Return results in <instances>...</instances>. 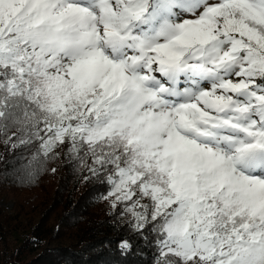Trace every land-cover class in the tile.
<instances>
[{
  "label": "snow or ice",
  "instance_id": "6c2138e0",
  "mask_svg": "<svg viewBox=\"0 0 264 264\" xmlns=\"http://www.w3.org/2000/svg\"><path fill=\"white\" fill-rule=\"evenodd\" d=\"M11 128L90 156L152 264H264V0H0Z\"/></svg>",
  "mask_w": 264,
  "mask_h": 264
},
{
  "label": "trees",
  "instance_id": "16d2710c",
  "mask_svg": "<svg viewBox=\"0 0 264 264\" xmlns=\"http://www.w3.org/2000/svg\"><path fill=\"white\" fill-rule=\"evenodd\" d=\"M13 132L0 129V202H11L0 205V264H152L147 228L134 231L125 204L112 206L107 174L89 171L90 156L64 145L33 160L31 146L12 147Z\"/></svg>",
  "mask_w": 264,
  "mask_h": 264
},
{
  "label": "rangeland",
  "instance_id": "374dc122",
  "mask_svg": "<svg viewBox=\"0 0 264 264\" xmlns=\"http://www.w3.org/2000/svg\"><path fill=\"white\" fill-rule=\"evenodd\" d=\"M0 205L4 208V209H9L11 207V202L8 201H1Z\"/></svg>",
  "mask_w": 264,
  "mask_h": 264
}]
</instances>
